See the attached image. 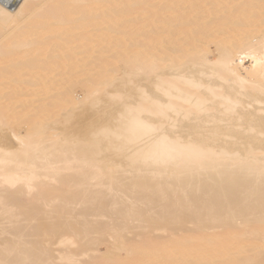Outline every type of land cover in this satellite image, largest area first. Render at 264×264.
<instances>
[{
	"label": "bare ground",
	"instance_id": "bare-ground-1",
	"mask_svg": "<svg viewBox=\"0 0 264 264\" xmlns=\"http://www.w3.org/2000/svg\"><path fill=\"white\" fill-rule=\"evenodd\" d=\"M234 263L264 264V0H0V264Z\"/></svg>",
	"mask_w": 264,
	"mask_h": 264
},
{
	"label": "rangeland",
	"instance_id": "rangeland-1",
	"mask_svg": "<svg viewBox=\"0 0 264 264\" xmlns=\"http://www.w3.org/2000/svg\"><path fill=\"white\" fill-rule=\"evenodd\" d=\"M153 2V1H152ZM153 4V3H152ZM208 58L211 62H216L219 58V54H218V51L216 49V47L214 45L211 46L210 48V52L208 54ZM118 71L120 73L121 76H123V72H124V66L122 64H119L118 65ZM82 91L78 90L77 93H76V96L77 98L79 99H82L83 98V92L81 93ZM81 97V98H80ZM107 247L108 245H101L100 246V249L102 250V252H105L107 251ZM124 257L126 256V254H122ZM235 264V263H234Z\"/></svg>",
	"mask_w": 264,
	"mask_h": 264
}]
</instances>
